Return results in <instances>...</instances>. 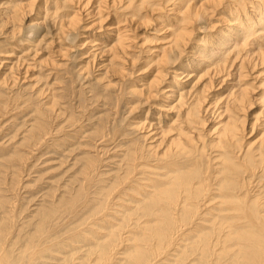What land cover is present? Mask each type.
Returning a JSON list of instances; mask_svg holds the SVG:
<instances>
[{"label": "bare ground", "instance_id": "bare-ground-1", "mask_svg": "<svg viewBox=\"0 0 264 264\" xmlns=\"http://www.w3.org/2000/svg\"><path fill=\"white\" fill-rule=\"evenodd\" d=\"M31 7H36V17L20 23ZM165 7L171 23L157 19L150 37L132 32L149 19L155 20L151 13ZM88 15L93 18L79 24ZM202 19L207 32L219 28V38L211 46L195 35L202 26L192 27ZM0 20L8 24L3 30L6 36L18 30L19 37L28 32L25 39H35L38 35L33 27L46 30L38 36L37 45L45 41L49 30L55 36L46 43L50 45L45 57L38 54L42 49L36 44L32 50L14 42L20 45V54L16 46L1 50L0 88H11L28 78L30 88L42 93L46 106L57 112L63 93L55 89L57 82L41 84L49 77L42 81L43 75L32 71L43 64L45 70L55 69L57 81L72 57L71 43L66 42L80 35L82 25L94 36L81 37L79 45L87 46L82 54L88 59L79 65V85L83 88L94 67L99 70L97 85L105 100L120 94L127 98L131 112L141 105L153 108L149 118V109L141 110L143 114L133 122L147 142L128 145L123 154L125 173L120 180L128 178L132 191L142 194L134 196L139 201L129 212L141 211L132 218L142 223L137 222L139 234L134 237L133 251H126V264H264V0H20L0 8ZM101 28L107 30L105 35L95 37ZM198 42L204 45L196 48ZM133 45L141 50L135 56L129 53ZM142 52L144 58L133 74L143 76L126 84L123 78L133 72L126 69L135 65ZM62 67L63 71L57 70ZM247 68L258 76L257 90L252 92V85L241 80ZM112 76L118 80L113 82ZM227 77L231 85L211 93L216 90L214 84L228 82ZM113 87L118 92L106 93ZM254 94L260 101H253ZM156 99L161 101L158 106ZM252 104L262 109L260 114L250 113ZM210 118L217 120L208 126ZM247 135L251 139L242 144ZM135 171L138 177L136 173L130 177ZM107 234L110 239L117 231L113 228ZM29 239L17 261L0 245V264L40 256L42 249H35L34 238ZM111 243H97L98 259H109ZM168 254L173 257L170 261H166Z\"/></svg>", "mask_w": 264, "mask_h": 264}, {"label": "rangeland", "instance_id": "rangeland-1", "mask_svg": "<svg viewBox=\"0 0 264 264\" xmlns=\"http://www.w3.org/2000/svg\"><path fill=\"white\" fill-rule=\"evenodd\" d=\"M18 1L20 0H0V8ZM33 8L31 11L28 9L27 12L25 11L28 14L27 17L25 15L27 19L24 18L21 21L28 22L29 19L36 17L33 13L36 7ZM165 10L168 9L165 7L156 13L152 12L150 17L153 16L156 19H149L148 22L139 25L132 32L139 34L141 38L150 37L154 34L157 19L161 18L171 23V16H168ZM41 13H43V9ZM91 18L93 17L85 16L79 24L83 25ZM112 19L113 17L109 18L107 22H112ZM203 20L192 27L201 25L202 30L195 35L199 41L201 39L207 46H211L212 42L219 38L217 34L219 28L216 30L213 28L207 32L205 30L206 22L202 23ZM211 20L215 21V18ZM21 21L20 23L24 22ZM213 24L217 25V22ZM7 25L0 20V53L3 49L8 50L11 46H16L13 44L14 42L22 43L24 47L30 46L33 50L39 41V39L37 40L38 36L46 33L42 27L40 30L38 27H33L32 31L36 30L38 35H34L36 40L34 38L25 39L28 32L23 37H19L18 30L12 37L11 35L6 36L3 30ZM82 25L79 28L80 35L77 33L78 35L73 41L66 42V44L71 43L69 56H72L66 64V73L61 72L62 75L55 81L54 76L57 75L55 69H52L53 71L45 70L43 64L42 66L38 64L35 71H32L39 77L43 75L42 81L48 80L40 82L41 84L45 83L50 86L51 83L55 85L57 82L58 86L56 85L55 89L63 92L60 103L56 105L59 110L58 114V110L57 112L53 109L51 111L46 106L42 93L36 94L37 89L30 88L31 83L28 78L23 82L22 80L17 81V84L11 88H0V90L5 89L4 95L0 97V245L8 248L10 257L16 261L22 255L21 252L31 237L34 238L35 249H42L41 253L38 252L41 255L34 257V260L16 262V264H126V251H133L134 237L139 234V230H135L139 228L137 222L141 224L142 220L136 221L132 217L141 211L138 212L136 209L137 211L133 215H129L131 210H135L136 202L139 201L134 196L139 195L136 191H132L130 187L132 182L128 178L120 179L125 173L123 154L127 146L147 142L140 137V130L134 128L133 122L143 114L141 110L149 109L147 114V118H149L153 108L141 105L136 111L134 110L135 112H131L127 98L125 101L120 94L115 98L111 97L109 100H105L104 92L97 85L96 74L99 73V70L94 67L83 84V88L79 85L82 82L78 75L79 65L88 59L84 57L87 55L86 53L82 54L87 46L79 44L82 42L83 35H93V31L88 32ZM105 25L103 27L106 28ZM22 26L23 24H20V27ZM102 28L98 29L102 32H96L95 37L105 33L106 29ZM52 31L49 30L45 35L46 42L42 40V43L37 45V48L40 47L39 51L42 49V52L38 53L40 56H48L50 44L46 45V43L52 41L51 38L55 39L54 31ZM22 32H26L25 29L20 31V33ZM135 40L139 41V39ZM199 44L200 46L197 47ZM149 45L151 43L147 44V46ZM203 45L198 42L196 48ZM15 48L18 52L16 54L22 52L20 45ZM205 50L201 51V54H204ZM138 51L141 50L133 45L129 53L135 56ZM142 53L136 58L135 65H130L126 69L128 73L133 71L123 78L126 84H129L132 78L143 76L137 75L138 77H136L133 74L138 70L144 58V52ZM96 60L98 62L100 59L96 58ZM30 61L32 60L30 59ZM65 67L57 68V70L63 71ZM36 71L39 73L35 74ZM44 71L46 75H44ZM257 77L255 71L247 68V73L241 77V80L252 85L250 89L252 92L257 90L255 86ZM225 79L228 82L221 83V85L215 83L216 90L211 93L217 94V91H225L224 86L231 85V78ZM115 80L117 81L118 77L112 76V81ZM86 85L89 87L86 88ZM96 90L99 92L94 94ZM107 90L109 91L106 93L118 92L117 87ZM253 96V101H260L257 94ZM158 100H155V105L161 103ZM133 104L135 106L136 102ZM158 105L160 104L156 106ZM252 106L253 109L250 111L252 115L261 113L262 109L259 106L256 104H252ZM213 120L217 119L210 118L206 120V124L210 126L209 124ZM247 134L250 135L249 132ZM248 135L242 144L251 139ZM135 173L138 177L137 171L131 173L130 177L133 178ZM124 190L128 191V194H125ZM140 195L139 197H142V194ZM123 217L126 222L122 219ZM113 228L116 229L117 234L108 239L109 234L107 233ZM111 240H113L112 243ZM51 241L53 245L56 244L54 247ZM98 242L100 245L103 242L111 243L113 249L110 248L112 255L110 254L109 259H98V252H100ZM49 243L51 244L49 245ZM170 252L174 253L173 250ZM168 255L170 256V254ZM170 258H173L172 255L168 257L169 260L167 258L165 260L170 261Z\"/></svg>", "mask_w": 264, "mask_h": 264}]
</instances>
